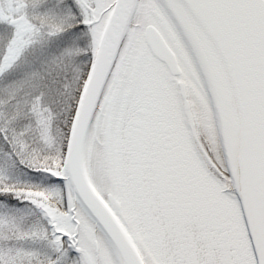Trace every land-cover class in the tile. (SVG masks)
Returning <instances> with one entry per match:
<instances>
[{"label":"snow or ice","instance_id":"obj_1","mask_svg":"<svg viewBox=\"0 0 264 264\" xmlns=\"http://www.w3.org/2000/svg\"><path fill=\"white\" fill-rule=\"evenodd\" d=\"M0 264H264V0H0Z\"/></svg>","mask_w":264,"mask_h":264}]
</instances>
